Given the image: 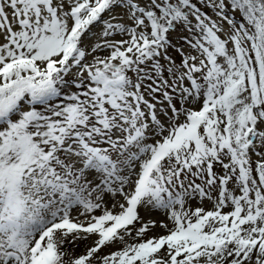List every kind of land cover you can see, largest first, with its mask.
Wrapping results in <instances>:
<instances>
[{
    "label": "snow or ice",
    "instance_id": "6c2138e0",
    "mask_svg": "<svg viewBox=\"0 0 264 264\" xmlns=\"http://www.w3.org/2000/svg\"><path fill=\"white\" fill-rule=\"evenodd\" d=\"M0 264H264V0H0Z\"/></svg>",
    "mask_w": 264,
    "mask_h": 264
},
{
    "label": "rangeland",
    "instance_id": "374dc122",
    "mask_svg": "<svg viewBox=\"0 0 264 264\" xmlns=\"http://www.w3.org/2000/svg\"><path fill=\"white\" fill-rule=\"evenodd\" d=\"M206 207H211V204H207Z\"/></svg>",
    "mask_w": 264,
    "mask_h": 264
}]
</instances>
